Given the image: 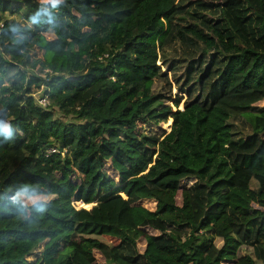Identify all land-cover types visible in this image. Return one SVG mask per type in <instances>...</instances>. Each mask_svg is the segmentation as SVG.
I'll return each instance as SVG.
<instances>
[{"label":"trees","instance_id":"obj_1","mask_svg":"<svg viewBox=\"0 0 264 264\" xmlns=\"http://www.w3.org/2000/svg\"><path fill=\"white\" fill-rule=\"evenodd\" d=\"M5 121L0 264H264V0H0Z\"/></svg>","mask_w":264,"mask_h":264},{"label":"rangeland","instance_id":"obj_2","mask_svg":"<svg viewBox=\"0 0 264 264\" xmlns=\"http://www.w3.org/2000/svg\"><path fill=\"white\" fill-rule=\"evenodd\" d=\"M29 50H33V44L31 45ZM38 54H40V50H38ZM257 98V95L254 93H245V94H239L236 96H233V98L230 100V104L228 105V108L234 110V111H240L242 110L243 106L250 101H254ZM130 103V104H129ZM134 102L133 101H121L118 103H112V104H105L103 105L98 111L99 115L105 117V118H119L123 117V109L128 106L131 107L133 106ZM182 104H180V107ZM264 136V135H263ZM16 196L22 200L25 203H31L35 201L36 199L42 197L40 194H30V195H25L24 192L16 193ZM169 198L171 199V196L169 195ZM144 203L150 204L151 202L148 200H144ZM85 206H89L90 204H84ZM92 219L95 220L96 218L94 216H88V217H82L81 214L77 216L78 220H83V219ZM246 250L249 253L248 255L253 259L254 257L252 256V249L250 246H246ZM155 253L157 255H161L166 259L168 263L173 262V259L166 253H164L162 250L155 249ZM243 264H251L250 260L242 262ZM259 264V263H257Z\"/></svg>","mask_w":264,"mask_h":264},{"label":"built area","instance_id":"obj_3","mask_svg":"<svg viewBox=\"0 0 264 264\" xmlns=\"http://www.w3.org/2000/svg\"><path fill=\"white\" fill-rule=\"evenodd\" d=\"M37 101L41 104V105H46L48 103V99L46 96H42L40 95V91H38L37 93L34 94ZM56 148L52 147L50 148L49 150H55ZM73 203L76 205V206H80V205H83V201L82 200H73Z\"/></svg>","mask_w":264,"mask_h":264},{"label":"clouds","instance_id":"obj_4","mask_svg":"<svg viewBox=\"0 0 264 264\" xmlns=\"http://www.w3.org/2000/svg\"><path fill=\"white\" fill-rule=\"evenodd\" d=\"M12 128V122L11 121H5L4 122V128L3 129H0L2 130L3 132L7 133L11 130Z\"/></svg>","mask_w":264,"mask_h":264},{"label":"snow or ice","instance_id":"obj_5","mask_svg":"<svg viewBox=\"0 0 264 264\" xmlns=\"http://www.w3.org/2000/svg\"><path fill=\"white\" fill-rule=\"evenodd\" d=\"M0 131H2V130H0Z\"/></svg>","mask_w":264,"mask_h":264}]
</instances>
